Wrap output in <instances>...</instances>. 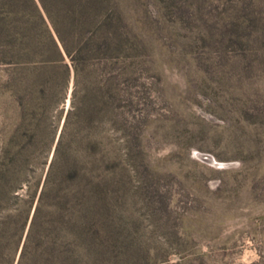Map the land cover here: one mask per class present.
<instances>
[{"label": "rangeland", "instance_id": "rangeland-1", "mask_svg": "<svg viewBox=\"0 0 264 264\" xmlns=\"http://www.w3.org/2000/svg\"><path fill=\"white\" fill-rule=\"evenodd\" d=\"M107 1L130 44L114 64L93 55L82 88L119 79L121 124L95 132L120 155L109 264H264V0ZM45 30L58 38L39 0H0V170L41 107L28 50ZM73 84L72 69L52 114Z\"/></svg>", "mask_w": 264, "mask_h": 264}, {"label": "trees", "instance_id": "trees-1", "mask_svg": "<svg viewBox=\"0 0 264 264\" xmlns=\"http://www.w3.org/2000/svg\"><path fill=\"white\" fill-rule=\"evenodd\" d=\"M39 1L58 38L45 30L46 43L28 50L39 53L28 85L33 106L41 107L26 122L27 136L15 138L0 170V204L7 207L0 217V264H109L119 258L109 256L107 219L115 212L109 191L120 181V155L113 137L95 132L101 123L115 129L121 124L119 79L111 74L101 89L82 88V82L93 55L102 53L114 64L130 37L123 34L122 13L107 0ZM72 69L70 106L52 114ZM107 170L114 175L107 178Z\"/></svg>", "mask_w": 264, "mask_h": 264}]
</instances>
